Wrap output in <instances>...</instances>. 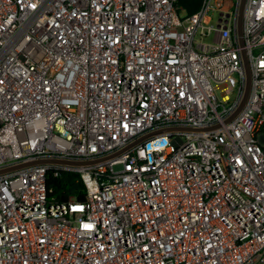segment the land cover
I'll list each match as a JSON object with an SVG mask.
<instances>
[{"label": "built area", "instance_id": "1", "mask_svg": "<svg viewBox=\"0 0 264 264\" xmlns=\"http://www.w3.org/2000/svg\"><path fill=\"white\" fill-rule=\"evenodd\" d=\"M179 1L0 0V264H264V0Z\"/></svg>", "mask_w": 264, "mask_h": 264}, {"label": "trees", "instance_id": "2", "mask_svg": "<svg viewBox=\"0 0 264 264\" xmlns=\"http://www.w3.org/2000/svg\"><path fill=\"white\" fill-rule=\"evenodd\" d=\"M180 4L187 13H193L201 6L202 0H180ZM48 187L51 188L49 196L57 201H67L71 197L84 198L86 185L79 172L62 171L55 175L53 170L48 174Z\"/></svg>", "mask_w": 264, "mask_h": 264}, {"label": "water", "instance_id": "3", "mask_svg": "<svg viewBox=\"0 0 264 264\" xmlns=\"http://www.w3.org/2000/svg\"><path fill=\"white\" fill-rule=\"evenodd\" d=\"M242 2H243V0H242ZM244 102V101H243ZM243 104V103H242Z\"/></svg>", "mask_w": 264, "mask_h": 264}]
</instances>
